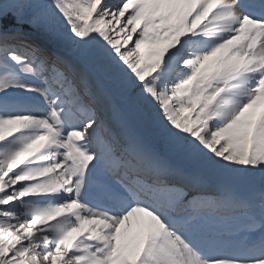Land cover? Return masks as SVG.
I'll list each match as a JSON object with an SVG mask.
<instances>
[{
  "label": "snow or ice",
  "instance_id": "snow-or-ice-1",
  "mask_svg": "<svg viewBox=\"0 0 264 264\" xmlns=\"http://www.w3.org/2000/svg\"><path fill=\"white\" fill-rule=\"evenodd\" d=\"M0 264H264V0H0Z\"/></svg>",
  "mask_w": 264,
  "mask_h": 264
}]
</instances>
